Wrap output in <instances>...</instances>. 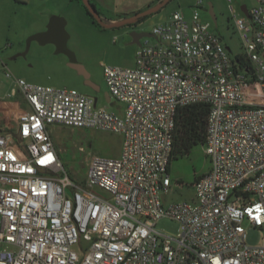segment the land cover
I'll return each instance as SVG.
<instances>
[{
	"label": "built area",
	"instance_id": "obj_1",
	"mask_svg": "<svg viewBox=\"0 0 264 264\" xmlns=\"http://www.w3.org/2000/svg\"><path fill=\"white\" fill-rule=\"evenodd\" d=\"M231 11L244 47L235 59L195 8L155 25L157 42L139 45L134 67L105 65L121 112L77 89L15 79L9 96L28 107L16 132L0 130V264H264V0L248 16ZM196 103L210 105V169L195 200L167 205L177 113ZM54 125L119 133L121 153L93 156L80 182ZM162 218L179 231L158 230ZM249 227L263 232L260 244H248Z\"/></svg>",
	"mask_w": 264,
	"mask_h": 264
},
{
	"label": "rangeland",
	"instance_id": "obj_2",
	"mask_svg": "<svg viewBox=\"0 0 264 264\" xmlns=\"http://www.w3.org/2000/svg\"><path fill=\"white\" fill-rule=\"evenodd\" d=\"M52 1L50 0L49 4L53 3ZM198 1L171 0L158 12L148 15L133 27L140 32L151 33L155 25L166 22L173 12L183 11L190 17L193 10L198 8L202 19L211 22L212 32L228 48L230 57L235 59L243 54L242 39L236 29L231 7L238 17H245L242 6L246 5L251 9L255 5V0H202V5L197 6ZM63 2L61 15L65 20H69L66 25L69 35L68 47L100 90L95 91L86 85L85 78L69 66L68 56L57 53L54 44L42 45L35 40L27 50L29 37L46 30L51 19L48 18L46 24L36 23V19L42 15L39 7L33 3L24 5L21 0H0V100H10L9 93L17 88L15 79H24L36 84L77 89L98 98V105L121 112L124 104L117 102L112 96L110 102L106 101L105 92H109V88L104 76V66L134 67L139 45L131 43L130 32H124L123 27L105 28L94 24L79 1ZM93 2L101 15L134 14L127 12L130 8L128 5L117 6L115 0ZM214 16L216 22L213 20ZM147 41L154 44L157 39L144 37L141 43ZM7 72H11L13 77H7ZM1 112L0 108V114ZM5 115L7 116L4 119L0 118V130L5 122L12 121L9 113ZM51 130L66 168L71 176L80 182L86 181L88 165L93 156L116 158L122 150V135L112 131L64 125H54ZM13 131L16 132V128ZM210 165V159L202 144L194 146L187 155L173 159L170 164L172 187L168 194L162 197L163 201L169 205L195 200L194 183L198 177L208 172ZM101 193L104 194L103 191ZM156 227L167 234L175 235L181 225L174 219L162 218ZM262 237L263 232L258 228H248V244H260Z\"/></svg>",
	"mask_w": 264,
	"mask_h": 264
},
{
	"label": "water",
	"instance_id": "obj_3",
	"mask_svg": "<svg viewBox=\"0 0 264 264\" xmlns=\"http://www.w3.org/2000/svg\"><path fill=\"white\" fill-rule=\"evenodd\" d=\"M171 0H161L158 5L149 8L148 10L138 13L135 16L128 18L127 20H124L122 23H125L127 21L131 22L134 21L140 17H144L150 14H153L155 12H158L160 9H162L166 4H168ZM83 3L86 5L90 13L95 17V20L97 23L103 25L104 27L111 28L120 26L121 22L111 24V25H104L101 19V16L98 12V10L93 6V4L90 2V0H83ZM242 11L245 15L248 16V8L246 5L242 6ZM214 22H216V17H213ZM130 35L132 37V44L141 45V39L144 37H155V35L151 32H140L138 30H132L130 32ZM68 39L69 35L67 34L66 27H65V20L64 18L60 16H53L48 25L46 30L42 32L35 33L31 35L27 41V50L29 49V46L32 41H38L40 44H54L56 46V52L57 53H63L66 54L69 58V66L76 69L77 72L82 75L85 78V84L90 86L93 90L99 91L100 87L96 85L92 80L90 74L86 71L85 67L80 64L77 61V58L75 54L69 49L68 47ZM105 98L107 102L111 101V97L109 95V92H105ZM97 101L98 98H95Z\"/></svg>",
	"mask_w": 264,
	"mask_h": 264
},
{
	"label": "crops",
	"instance_id": "obj_4",
	"mask_svg": "<svg viewBox=\"0 0 264 264\" xmlns=\"http://www.w3.org/2000/svg\"><path fill=\"white\" fill-rule=\"evenodd\" d=\"M24 5H31L32 3L39 7V10L41 12V17H38L36 19V23H45L47 22L48 18H52L53 16H60L63 18L62 8H63V0H53L51 4H49L50 0H21ZM161 0H115L117 6H125L128 5L130 8L127 9V12L134 13L133 15H126V16H105L101 15V19L104 25H111L115 23L121 22L120 26L116 27H123L125 28L124 32H131L132 30H136L135 27H133L135 24H138L143 20V17H140L134 21H127L125 23H122L124 20H127L128 18H131L135 16L138 13L144 12L148 10L151 7H154L159 4ZM88 16V15H87ZM148 16V15H147ZM89 17V16H88ZM145 17V16H144ZM91 19V18H90ZM65 20V19H64ZM217 20V19H216ZM69 20H65V27L68 24ZM93 22V21H92ZM101 25V24H100ZM212 25V24H211ZM104 27L103 25H101ZM111 27V28H116ZM45 28V27H44ZM107 28V27H105ZM15 89V88H14ZM9 93V95L13 92V90ZM10 97V96H9ZM9 100H0V108L2 109V112L0 114V118L4 119L7 115V113L10 114V120L11 122H5L4 126H2L1 131H11L16 128H18V114L21 110L28 107V104L24 97L17 93L15 96L10 97ZM13 117V118H12Z\"/></svg>",
	"mask_w": 264,
	"mask_h": 264
},
{
	"label": "trees",
	"instance_id": "obj_5",
	"mask_svg": "<svg viewBox=\"0 0 264 264\" xmlns=\"http://www.w3.org/2000/svg\"><path fill=\"white\" fill-rule=\"evenodd\" d=\"M79 1L85 8L86 14L94 24L101 26L90 13L83 0ZM93 6L100 11L97 5L90 0ZM147 17V16H145ZM143 17L142 19H144ZM102 27V26H101ZM210 105L206 103H196L181 107L176 117V128L174 137V147L171 154V161L181 156L187 155L196 145H204L207 134V120Z\"/></svg>",
	"mask_w": 264,
	"mask_h": 264
},
{
	"label": "flooded vegetation",
	"instance_id": "obj_6",
	"mask_svg": "<svg viewBox=\"0 0 264 264\" xmlns=\"http://www.w3.org/2000/svg\"><path fill=\"white\" fill-rule=\"evenodd\" d=\"M142 40V39H141ZM110 97H111V94L109 93Z\"/></svg>",
	"mask_w": 264,
	"mask_h": 264
},
{
	"label": "snow or ice",
	"instance_id": "obj_7",
	"mask_svg": "<svg viewBox=\"0 0 264 264\" xmlns=\"http://www.w3.org/2000/svg\"><path fill=\"white\" fill-rule=\"evenodd\" d=\"M249 211H251V210H249ZM257 219H259V218L257 217Z\"/></svg>",
	"mask_w": 264,
	"mask_h": 264
}]
</instances>
